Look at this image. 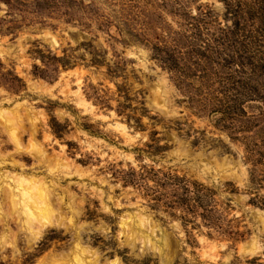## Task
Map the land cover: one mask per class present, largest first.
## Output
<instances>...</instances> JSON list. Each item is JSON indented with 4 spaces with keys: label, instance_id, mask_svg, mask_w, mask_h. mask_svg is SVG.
Returning a JSON list of instances; mask_svg holds the SVG:
<instances>
[{
    "label": "rangeland",
    "instance_id": "rangeland-1",
    "mask_svg": "<svg viewBox=\"0 0 264 264\" xmlns=\"http://www.w3.org/2000/svg\"><path fill=\"white\" fill-rule=\"evenodd\" d=\"M0 110V264H264V0H0Z\"/></svg>",
    "mask_w": 264,
    "mask_h": 264
},
{
    "label": "bare ground",
    "instance_id": "bare-ground-1",
    "mask_svg": "<svg viewBox=\"0 0 264 264\" xmlns=\"http://www.w3.org/2000/svg\"><path fill=\"white\" fill-rule=\"evenodd\" d=\"M1 113H3V110H0V115ZM17 122H11V138L17 149L23 150L24 148L17 132V129L19 128ZM122 128L126 129V126L122 125ZM31 148L38 161L43 162L46 160V156L41 147L33 142ZM60 166L63 165L59 164L58 167L60 168ZM3 175L4 179L1 180V183H3L2 193L8 201L6 203L7 207H4L5 214L6 216H10L12 213H16L18 217L25 216V224L31 232L28 241L38 240L42 237V234L47 227L60 224L58 222L55 223V211L50 197L52 191L44 179L33 176L27 177L26 175L18 173L11 175L9 178L8 172L5 171L3 172ZM3 220L4 216H2L0 212V222ZM35 228L37 229L35 230ZM74 257H76V261L79 262L80 259H78V253ZM75 259L70 254H66L63 260L59 261L53 259L49 264H80L75 263Z\"/></svg>",
    "mask_w": 264,
    "mask_h": 264
}]
</instances>
